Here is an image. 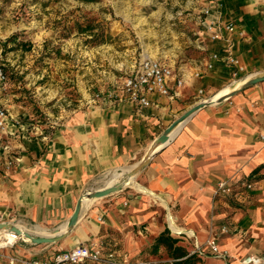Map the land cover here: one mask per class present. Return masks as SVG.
Instances as JSON below:
<instances>
[{
  "label": "crops",
  "instance_id": "0c3cea01",
  "mask_svg": "<svg viewBox=\"0 0 264 264\" xmlns=\"http://www.w3.org/2000/svg\"><path fill=\"white\" fill-rule=\"evenodd\" d=\"M215 1L222 3L221 22H233L244 37L223 31L210 41L203 30V60L168 65L182 80L170 95L151 93L148 106L127 99L88 104L38 135L9 114L0 131V222L21 225L34 236H53L63 233L89 182L138 163L198 100L247 79L240 89L194 111L135 174L145 191L122 187L83 204L63 239L34 244L21 237L23 243L9 247L12 254L43 261L81 243L142 259L159 251L152 252L151 245L167 228L191 249L198 244L209 253L205 242L214 239L227 253L199 256V264H241L249 254L264 258V142L258 136L264 130V80L242 89L264 73V0ZM229 56L244 67L237 76ZM7 148L15 156L11 165ZM220 182L231 191L219 192ZM5 248L0 253L9 255Z\"/></svg>",
  "mask_w": 264,
  "mask_h": 264
},
{
  "label": "rangeland",
  "instance_id": "374dc122",
  "mask_svg": "<svg viewBox=\"0 0 264 264\" xmlns=\"http://www.w3.org/2000/svg\"><path fill=\"white\" fill-rule=\"evenodd\" d=\"M204 5L205 0H0V65L6 73L0 83V105L16 121L26 123L29 133L38 135L88 104L124 100V81L144 58L175 67L203 60ZM11 36L29 48L5 42ZM173 76L170 92L179 79L174 71ZM151 148L152 144L147 153ZM6 151L11 165L15 156L9 148ZM119 168L94 178L86 189L103 187L108 179H125L128 173ZM17 226L23 236L13 247L24 242L21 237L28 240L24 237L28 230ZM36 232L46 234L40 227ZM6 248L9 255L0 254L1 264H9L6 256L15 257V264L34 259L18 257ZM142 259L174 263L163 247Z\"/></svg>",
  "mask_w": 264,
  "mask_h": 264
},
{
  "label": "built area",
  "instance_id": "2783aa9c",
  "mask_svg": "<svg viewBox=\"0 0 264 264\" xmlns=\"http://www.w3.org/2000/svg\"><path fill=\"white\" fill-rule=\"evenodd\" d=\"M222 7V3L215 0H205V5L202 8L201 24L204 27V31L207 33L211 41H216L221 37L223 31L238 32L241 37H244L243 31H237V27L233 22H221L218 11ZM218 16V18H217ZM213 58H217L214 54ZM227 62L235 67L233 76H237L243 72L244 67L238 63L235 57L229 56ZM207 67H211V64H207ZM173 71L170 66L162 64L157 60L151 58H144L135 72V74L124 81V93L125 99L136 103L140 106H148V95L151 93H157L159 95H170V81L173 80ZM6 80V73L3 67L0 65V83ZM182 85L181 79H176V86ZM123 100V98H120ZM9 114L6 109L0 105V129H5ZM261 141L264 142V130L258 134ZM247 189H250L252 185L247 183ZM218 191L222 193H229L231 191L230 186L225 182L218 184ZM8 236L5 240L0 242V249L4 247H12L19 239L20 236L11 231L7 233ZM10 241V243L8 242ZM206 248L210 254L216 257L225 258L227 253L219 249L214 239H208L206 242ZM1 254V253H0ZM189 254H196L198 256H205L207 251L201 245H195ZM9 264H15L18 260L13 256H6ZM241 264H263L264 258L261 255L249 254L240 259ZM20 264H152L150 261L144 259H131L126 256H118L115 253L109 251L104 252L100 246H89L86 244L78 243L72 248L63 250L55 254L49 260H22Z\"/></svg>",
  "mask_w": 264,
  "mask_h": 264
},
{
  "label": "water",
  "instance_id": "95a60500",
  "mask_svg": "<svg viewBox=\"0 0 264 264\" xmlns=\"http://www.w3.org/2000/svg\"><path fill=\"white\" fill-rule=\"evenodd\" d=\"M263 80H264V73L257 74L253 78H251L249 80V82L242 89H244V88H246L248 86H251V85H253V84L257 83V82L263 81ZM203 100L199 101L196 104H194L190 109H188L187 111L182 113L177 119H175L152 142V148L150 150V153L148 155H146L144 158H142L137 163V165L135 166V169L133 170L134 173L137 172V171L142 170L149 163L151 158L170 140L169 135H167L169 130H171L177 123H179L180 121H182L185 118H187L189 115H191L197 109L209 104V103H207V102H205ZM120 188H122L121 184L120 185H116V186H112V187H108V188H105V189H101V190L92 191V192H90L88 194V197H90V198H100V197L109 195V194L119 190ZM83 193L78 198V200H77V202L75 204L74 210H73L71 216L68 219L69 220L68 227L63 233H60V234H57V235H53V236H34V235H31L30 233H24V237L27 238L28 241H30L31 243H34V244L52 243V242H56V241H59V240L63 239L73 229V227L75 226V224H76V222L78 220L79 212H80V206H81L80 205V201H81V197H82ZM2 229H8L10 231H14L17 234H19V231L16 228L15 224H13V223H11L9 221H1L0 222V230H2Z\"/></svg>",
  "mask_w": 264,
  "mask_h": 264
},
{
  "label": "bare ground",
  "instance_id": "6f19581e",
  "mask_svg": "<svg viewBox=\"0 0 264 264\" xmlns=\"http://www.w3.org/2000/svg\"><path fill=\"white\" fill-rule=\"evenodd\" d=\"M246 80L247 79L240 80V81L235 82L232 85H228V86L224 87L221 91H219L217 93H214L210 98H208V99H206L204 101L208 102V101H211V100L223 98V97L226 96V94L240 89L242 87V85H244V83H246ZM187 118H185L184 120H182L179 123H177L171 130H169L167 135H169V137H171L179 129V127L183 124V122H185V120H187ZM149 153H147L146 155H148ZM136 165L137 164H133V165H129V166H122V167L119 168V170L122 171L123 173H128V175L126 176L125 179H120L117 182L116 181H111V179H108L107 185H105L103 187H99V188L95 187V188H92V189H89V188L86 189L84 191L82 197H81L80 205L86 204V203L91 202L94 199H96V198L88 197V194L90 192L96 191V190L105 189V188H108V187H112V186L116 185L117 183L124 184V185H130V186H132L133 188H135V189H137L139 191H141V190L145 191V189L136 181L135 177L131 175V174H134L133 170L135 169ZM137 172H139V171H137ZM137 172H135V173H137ZM15 226H16V228L19 231L18 235L19 236H23V233L19 230V227L17 225H15ZM67 227H68V223L66 224L64 230L67 229ZM9 232H11V231L8 230V229L0 230V242H2L3 240H5L8 237L6 235ZM8 242L10 243V241H8Z\"/></svg>",
  "mask_w": 264,
  "mask_h": 264
},
{
  "label": "trees",
  "instance_id": "16d2710c",
  "mask_svg": "<svg viewBox=\"0 0 264 264\" xmlns=\"http://www.w3.org/2000/svg\"><path fill=\"white\" fill-rule=\"evenodd\" d=\"M83 2H96L98 0H79ZM90 24V23H89ZM91 27V25H88ZM87 27V26H86ZM5 42H16L18 47L25 49L29 48L28 43L16 41L14 36L9 37ZM182 237L172 235L170 231L165 228L160 234H158L152 245V252H157L160 247H163L168 256L174 260L173 264H196L200 261V258L196 254H189V250L182 242Z\"/></svg>",
  "mask_w": 264,
  "mask_h": 264
}]
</instances>
